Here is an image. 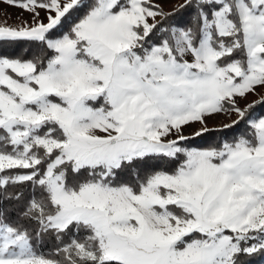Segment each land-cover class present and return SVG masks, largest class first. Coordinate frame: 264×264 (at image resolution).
<instances>
[{"label": "snow or ice", "instance_id": "obj_1", "mask_svg": "<svg viewBox=\"0 0 264 264\" xmlns=\"http://www.w3.org/2000/svg\"><path fill=\"white\" fill-rule=\"evenodd\" d=\"M0 2V264L264 259V0Z\"/></svg>", "mask_w": 264, "mask_h": 264}, {"label": "rangeland", "instance_id": "obj_2", "mask_svg": "<svg viewBox=\"0 0 264 264\" xmlns=\"http://www.w3.org/2000/svg\"><path fill=\"white\" fill-rule=\"evenodd\" d=\"M158 2L163 3L165 10H170L174 5L180 3L181 0H158ZM20 16L28 18V13L23 12L21 9L17 7H13L3 2H0V23H4L5 21H7V23L9 24H14L16 22L17 17ZM257 98H258L257 96L249 95L246 101L242 100L240 102L241 106L243 107L247 103H250ZM221 122H228V121L224 116L218 115L215 116L213 119H211L209 121V124L210 126H219ZM198 127H199L198 125H192L191 127L186 128L185 132L186 134H190L191 132L195 131L196 128Z\"/></svg>", "mask_w": 264, "mask_h": 264}, {"label": "trees", "instance_id": "obj_3", "mask_svg": "<svg viewBox=\"0 0 264 264\" xmlns=\"http://www.w3.org/2000/svg\"><path fill=\"white\" fill-rule=\"evenodd\" d=\"M257 99H255V100H257ZM255 100H253V101H255ZM252 111L256 116H260V115L264 114V106H261L258 104ZM244 127H245L244 124H241V125L237 126L235 129L226 130L225 132H217V133L207 135V136L202 137V138H196L194 141H191V143L193 145H196V146H207L209 144L215 143L217 140H220V139L231 140L235 135L242 132L244 130ZM51 243L52 242H49L50 247H51ZM255 264H264V259H261L259 257L256 258Z\"/></svg>", "mask_w": 264, "mask_h": 264}]
</instances>
